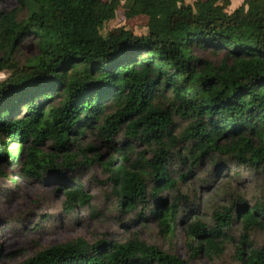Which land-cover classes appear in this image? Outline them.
<instances>
[{
    "label": "trees",
    "instance_id": "trees-1",
    "mask_svg": "<svg viewBox=\"0 0 264 264\" xmlns=\"http://www.w3.org/2000/svg\"><path fill=\"white\" fill-rule=\"evenodd\" d=\"M17 2L0 11V73H8L0 83V164L53 180L65 210L92 199L67 173L100 164L115 202L109 210L138 211V219L155 221L171 237L178 220L194 214L189 205L181 209L185 196L169 171L173 156L182 166L190 161L189 171L205 159L219 170L226 157L236 169L264 173V0H243L230 13V0ZM120 10L127 20L144 17L146 33L119 28L103 35ZM29 39L35 54L21 62ZM175 118L187 123L180 139ZM89 129L106 143L122 130L128 143L108 161L88 157L94 148L79 141ZM183 141L184 156L174 154ZM194 216L186 224L193 257H220L238 220L236 264H264V244L250 241L252 232H264V196L250 207L237 199L214 211L211 225ZM18 264L189 262L134 237L92 244L76 238Z\"/></svg>",
    "mask_w": 264,
    "mask_h": 264
},
{
    "label": "rangeland",
    "instance_id": "rangeland-1",
    "mask_svg": "<svg viewBox=\"0 0 264 264\" xmlns=\"http://www.w3.org/2000/svg\"><path fill=\"white\" fill-rule=\"evenodd\" d=\"M108 1V0H102ZM231 4L227 12H232L241 4ZM192 4L193 0H186ZM18 7L17 0H0V11L9 12ZM120 10L116 18L105 25L102 34L117 31L124 28L135 35L146 33V19L136 17L130 20L124 19ZM22 11L19 17H23ZM182 23V20H179ZM35 54V49L29 40L23 43L19 52V59L24 62ZM205 57L208 54H204ZM8 77L7 72L0 73V83ZM174 135L181 138V134L187 127V123L174 119ZM122 142H126L124 132L121 130L112 138L110 143L104 142L95 131H86L79 145L85 147L91 145L94 149L87 151L88 157L96 154L101 156L102 162L108 161L115 151L120 148ZM187 142L178 143L173 153L178 151L184 156V148ZM137 145L135 150H141ZM76 151V150H75ZM114 157H117L116 154ZM222 166L215 170L208 160H203L199 168L191 171L190 161L182 166L174 156L169 168L173 179L178 181V190L185 196V203L180 201L181 209L189 205L193 209L192 216L206 224H212L211 217L214 211L224 207H230L237 199L246 202L250 207L256 201H261L264 196V173L254 175L244 168L236 169L233 160L221 157ZM120 160L114 162L115 165ZM0 264H18L32 257L37 252L76 238H83L90 244L97 240H107L123 243L134 237L149 245L174 254L189 262V264H236V248L239 246L241 225L235 220L227 231L224 244L225 251L220 257L207 258L204 254L193 257L187 246L186 224L193 217L185 215L175 225L174 235L163 237L155 221L147 219L145 222L138 219L136 213L121 214L111 212L109 209L115 204L110 194V186L106 182L108 173L100 164L88 168L83 166L74 173L69 172L74 183L83 185V190L92 199L88 206H76L67 211L63 208L64 197L56 192L57 187L53 180L45 178L38 181L24 177L20 166H11L7 163L0 164ZM189 171V173H188ZM181 175L185 178L182 180ZM172 194L163 193L162 197L167 201ZM191 218V219H189ZM254 247L264 244V232L254 231L251 240Z\"/></svg>",
    "mask_w": 264,
    "mask_h": 264
},
{
    "label": "crops",
    "instance_id": "crops-1",
    "mask_svg": "<svg viewBox=\"0 0 264 264\" xmlns=\"http://www.w3.org/2000/svg\"><path fill=\"white\" fill-rule=\"evenodd\" d=\"M242 1H243V0H242ZM235 2L238 3L239 0H230V3H231V4H234ZM241 3H242V2H241ZM236 8H237V7H236ZM236 8H235V9H236Z\"/></svg>",
    "mask_w": 264,
    "mask_h": 264
}]
</instances>
